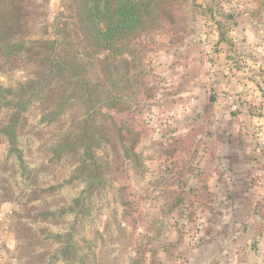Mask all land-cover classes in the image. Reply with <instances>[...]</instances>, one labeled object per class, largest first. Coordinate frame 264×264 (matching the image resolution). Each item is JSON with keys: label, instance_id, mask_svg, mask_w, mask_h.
<instances>
[{"label": "rangeland", "instance_id": "1", "mask_svg": "<svg viewBox=\"0 0 264 264\" xmlns=\"http://www.w3.org/2000/svg\"><path fill=\"white\" fill-rule=\"evenodd\" d=\"M8 1L34 13L0 42V264H197L208 239L189 232L205 210L172 185L174 96L194 84L226 115L248 110L233 77L246 87L264 71V0H155L104 50L84 35L81 0ZM220 219L201 229L221 233L207 235L221 254L236 228Z\"/></svg>", "mask_w": 264, "mask_h": 264}, {"label": "crops", "instance_id": "2", "mask_svg": "<svg viewBox=\"0 0 264 264\" xmlns=\"http://www.w3.org/2000/svg\"><path fill=\"white\" fill-rule=\"evenodd\" d=\"M245 69L249 71L250 67ZM256 72L253 77L250 75L251 78L247 75L246 87L242 86L241 80L244 72L238 71L233 77L238 78L236 91H244L243 94L250 99L247 111L235 103L231 109L234 114H224L226 110L219 103L220 99L204 103V91L200 87L193 88L194 84L177 90L178 94L174 96L182 110L178 112L184 116V119L178 116L175 123L185 133L172 139V143L184 149L178 151L172 160L173 171L182 175L181 181L172 185L181 187L188 195L192 193L180 202L181 206H190V210L200 208L206 211L210 207L217 210L216 213L207 210L206 214L205 211L199 214L202 225L198 231L189 232L196 234L197 239L204 235V239H208H203V243L195 248L199 255L197 264H212L215 259H218L216 264H264V71ZM187 81L189 83V79ZM218 87H223L222 83ZM166 118H169L167 114ZM228 206L229 211L224 209ZM257 215L260 221L256 223ZM218 219L235 224L231 252L220 254L216 250L215 236H207L221 234L218 230L208 232L201 229L205 223ZM214 240L215 243H211Z\"/></svg>", "mask_w": 264, "mask_h": 264}, {"label": "trees", "instance_id": "3", "mask_svg": "<svg viewBox=\"0 0 264 264\" xmlns=\"http://www.w3.org/2000/svg\"><path fill=\"white\" fill-rule=\"evenodd\" d=\"M137 1L124 0L123 3H119L122 17H119L117 24L110 28L104 25V11L111 6L110 0H81L82 7L79 11L82 9L84 16H81L80 21L85 23V37L92 39L95 46L100 50L112 48L117 40L125 37L139 19L144 17L147 8L150 9L147 14H151V8L155 5V0ZM91 3L95 5L96 11ZM33 13V11H22V8L11 5L8 0L4 1V4H0V42L4 36L15 30L14 27H17V21L28 19V17H32ZM66 38L67 35L61 33V40L67 41Z\"/></svg>", "mask_w": 264, "mask_h": 264}, {"label": "water", "instance_id": "4", "mask_svg": "<svg viewBox=\"0 0 264 264\" xmlns=\"http://www.w3.org/2000/svg\"><path fill=\"white\" fill-rule=\"evenodd\" d=\"M259 221H260V216L257 215L256 218H255V222L257 223V222H259Z\"/></svg>", "mask_w": 264, "mask_h": 264}]
</instances>
